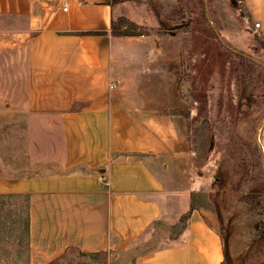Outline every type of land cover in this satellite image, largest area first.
<instances>
[{
  "label": "crops",
  "instance_id": "0c3cea01",
  "mask_svg": "<svg viewBox=\"0 0 264 264\" xmlns=\"http://www.w3.org/2000/svg\"><path fill=\"white\" fill-rule=\"evenodd\" d=\"M242 3L264 35V0ZM0 16L27 25L14 49V76L29 81L26 165L0 172V194L27 197L28 264H53L71 250L108 264H222V236L193 203L194 189L171 184L189 152L183 123L162 93L136 89L123 57L140 36L112 33L122 16L158 25L151 5L0 0ZM165 223H181L176 237L137 247Z\"/></svg>",
  "mask_w": 264,
  "mask_h": 264
},
{
  "label": "rangeland",
  "instance_id": "374dc122",
  "mask_svg": "<svg viewBox=\"0 0 264 264\" xmlns=\"http://www.w3.org/2000/svg\"><path fill=\"white\" fill-rule=\"evenodd\" d=\"M125 1L148 2L158 20L145 26L118 17L112 33L140 36L123 57L131 60L126 67L137 76L136 89L162 93L183 123L189 152L173 188L194 189L193 203L220 231L232 264H264V35L250 25L243 0ZM25 23L0 16L1 173L20 174L26 165L28 123L21 108L29 81L14 76ZM26 205L25 196L0 198V264H28ZM165 224L137 247L163 245L182 227ZM53 264L108 260L71 250Z\"/></svg>",
  "mask_w": 264,
  "mask_h": 264
},
{
  "label": "trees",
  "instance_id": "16d2710c",
  "mask_svg": "<svg viewBox=\"0 0 264 264\" xmlns=\"http://www.w3.org/2000/svg\"><path fill=\"white\" fill-rule=\"evenodd\" d=\"M119 1H125V0H119ZM241 2H242V0H241ZM112 25H114V21L112 22ZM105 33L106 32H94L93 34H105ZM125 35H136V34H135V32H132L131 34L127 33ZM260 44H261V47L264 49V39L263 38H261ZM3 196H14V195H2V194H0V198H2ZM26 200H27V197H26ZM193 208H194V204H192L191 209H193ZM187 216H188V213L182 217V220L186 221ZM26 226H27V253H28V219H27ZM224 253H225V258H224L222 264H232L231 261L229 260L228 251H227V247H226L225 242H224ZM241 264H243V260H242Z\"/></svg>",
  "mask_w": 264,
  "mask_h": 264
},
{
  "label": "built area",
  "instance_id": "2783aa9c",
  "mask_svg": "<svg viewBox=\"0 0 264 264\" xmlns=\"http://www.w3.org/2000/svg\"><path fill=\"white\" fill-rule=\"evenodd\" d=\"M66 9V8H65ZM255 26L257 27V28H259L260 27V23L259 22H256L255 23ZM113 87V86H112Z\"/></svg>",
  "mask_w": 264,
  "mask_h": 264
}]
</instances>
